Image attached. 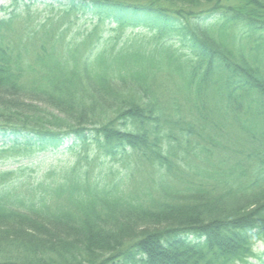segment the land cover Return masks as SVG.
<instances>
[{
	"label": "trees",
	"instance_id": "1",
	"mask_svg": "<svg viewBox=\"0 0 264 264\" xmlns=\"http://www.w3.org/2000/svg\"><path fill=\"white\" fill-rule=\"evenodd\" d=\"M1 2L0 264H264V0Z\"/></svg>",
	"mask_w": 264,
	"mask_h": 264
},
{
	"label": "rangeland",
	"instance_id": "2",
	"mask_svg": "<svg viewBox=\"0 0 264 264\" xmlns=\"http://www.w3.org/2000/svg\"><path fill=\"white\" fill-rule=\"evenodd\" d=\"M3 2L0 3L2 5ZM34 16L38 19L39 16H43L36 11H33ZM92 154V152H91ZM77 159V154L75 153H56V154H39L32 158L24 155L23 153H12V152H0V171L12 170L20 165H26L29 163H34V167L40 169V173L44 169L50 168L51 166L71 164ZM262 247V244L256 245V248Z\"/></svg>",
	"mask_w": 264,
	"mask_h": 264
}]
</instances>
